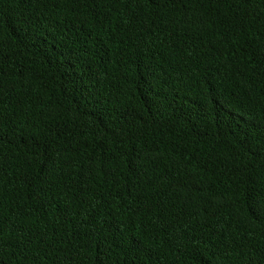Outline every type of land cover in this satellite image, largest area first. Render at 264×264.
<instances>
[{
  "label": "trees",
  "instance_id": "16d2710c",
  "mask_svg": "<svg viewBox=\"0 0 264 264\" xmlns=\"http://www.w3.org/2000/svg\"><path fill=\"white\" fill-rule=\"evenodd\" d=\"M0 264H264V0H0Z\"/></svg>",
  "mask_w": 264,
  "mask_h": 264
}]
</instances>
